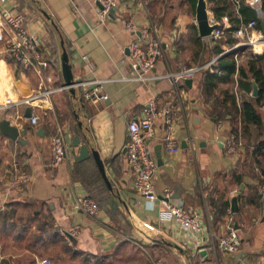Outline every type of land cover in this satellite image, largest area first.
<instances>
[{"label": "crops", "instance_id": "obj_1", "mask_svg": "<svg viewBox=\"0 0 264 264\" xmlns=\"http://www.w3.org/2000/svg\"><path fill=\"white\" fill-rule=\"evenodd\" d=\"M71 1H0V14L5 7L25 12L24 25L40 38L41 59L46 61L26 68L12 60L0 40V120L11 119L22 140L0 132V235L6 236L0 243V260L40 264L46 256L54 264H264V195L260 193L264 180L253 156V144L264 138V104L259 107L263 125H251L244 135L233 129L240 123L234 121L236 110L228 98L234 94L241 108L244 99L254 97L255 78L239 74V67L248 71V61L264 52V43L242 44L245 40L229 35L231 20L227 15L221 17L223 23L218 20L210 2L209 15L225 26L220 54L218 40L199 35L197 4L189 0H119L114 16L103 22L98 21L95 0H73L78 8ZM233 11L238 12L235 2ZM130 15L142 24L151 21L157 26L164 50L150 71L155 77L112 81L121 74L133 75L128 46L135 34L127 31L124 22ZM231 38L233 44L228 42ZM62 40L75 81L97 80L94 85L76 86L75 94L59 87L65 85ZM235 45L236 51L223 54ZM227 55L236 61L232 73L218 64ZM207 62L210 65L191 83L174 84L167 75L183 65ZM95 85L108 99L82 96ZM48 87L57 89L47 105L31 107L40 116L33 124L31 116L24 115L28 104L19 101ZM150 101L157 108L172 104L177 112L173 136L178 150L174 152L167 149L162 115L154 119L157 134L151 144L156 156L161 151L162 157L154 185L159 197L171 188L173 198L202 213L205 232L196 239L160 219L159 198L154 205L147 201L135 185V170L128 165V122L144 116ZM78 118L88 126L86 133L101 153L113 189L92 155L78 159L79 145L74 144ZM59 126L67 130L69 155L55 166L50 140ZM232 132L242 139L236 154L223 147ZM81 138L85 141L83 131ZM16 167L31 174L23 189L10 184ZM85 192L101 207L96 217L72 206L76 194ZM231 221L242 241L236 253L223 251L218 243Z\"/></svg>", "mask_w": 264, "mask_h": 264}, {"label": "built area", "instance_id": "obj_2", "mask_svg": "<svg viewBox=\"0 0 264 264\" xmlns=\"http://www.w3.org/2000/svg\"><path fill=\"white\" fill-rule=\"evenodd\" d=\"M5 1V0H0ZM237 6V10L241 0H233ZM250 5L261 7L263 0H244ZM99 3L98 21H106L110 16L111 9L118 7L119 0H95ZM72 6L77 5L73 0ZM26 14L23 11L14 12L11 8L5 7L0 14V40H3L7 51L12 60L26 68L46 64V61L41 59V43L40 38L33 32H30L24 25ZM208 20L211 24L219 22L213 15H209ZM127 31L135 34V37L128 46L129 63L133 70L131 77L121 74L119 77H114L113 80H131L136 79L146 81L149 78L155 77L150 74V71L155 66L158 57L163 53L164 41L161 39L157 26L149 21L147 24L138 22L133 15L124 20ZM93 31L94 26H90ZM225 33V26L216 27L212 34L209 35L214 40H218ZM233 35L241 41L240 43H264V33L262 28L257 27V21L252 19L248 22H241L239 26L232 31ZM256 35V36H255ZM247 39V40H246ZM235 45L230 49L236 47ZM229 50V49H228ZM87 58V55H83ZM211 62L203 64H195L191 66L183 65L177 71H169L167 73L173 80L174 84L184 82L187 78H193L204 67L210 65ZM100 81V80H98ZM97 80H79L75 82V87L78 85H94ZM66 88L67 85L59 86ZM57 88H45L40 92L23 97L19 103H25L32 108L43 107L50 101L49 95ZM82 96L85 99L91 100L95 97L101 101L108 99V94L103 92L99 86L95 85L91 89L83 91ZM145 115L142 117L132 118L128 122L127 130L129 132V140L126 145L128 165L135 170L136 180L135 185L139 192L145 196L149 203L159 198L162 208L159 210V217L162 220L173 222L181 231L186 232L193 239L198 238L205 232V226L201 219L202 213L198 209L188 208L181 200L173 198V190L166 187L159 197L154 185V176L158 171V161L156 151L151 144V140L156 137L157 131L154 127L155 117L162 115L163 127L166 131L165 140L169 151H177L173 136L174 119L177 112L172 104L163 105L157 108L154 101H150L149 105L144 109ZM31 120L33 124H37L40 116L37 113L31 112ZM67 130L63 126H59L50 140V152L52 154V162L55 166H59L69 155ZM242 145L241 137L232 132L229 133L223 142V147L230 154H236ZM10 178V184L17 188L23 189L31 179V174L27 170L20 167L13 169ZM260 193L264 195V183L260 186ZM154 205V204H153ZM72 206L76 210H84L88 215L96 217L101 211L100 205L88 193L76 194ZM229 213L231 212L230 209ZM61 232L65 233L64 230ZM220 248L229 253H236L241 246V238L233 221L229 223L226 230L218 237ZM40 264H54L49 257H43L39 260Z\"/></svg>", "mask_w": 264, "mask_h": 264}, {"label": "trees", "instance_id": "obj_3", "mask_svg": "<svg viewBox=\"0 0 264 264\" xmlns=\"http://www.w3.org/2000/svg\"><path fill=\"white\" fill-rule=\"evenodd\" d=\"M189 1L196 7L197 0ZM208 2L212 4L211 9L218 20H221L223 15H227L229 20H231L230 27L226 29L229 35H231L232 31L236 29L241 22H248L252 19L257 21L258 28H262L261 21L262 18L264 19V15L260 16L257 7L255 8L244 0H241L238 12L236 13L233 11L234 1L232 0H208ZM261 8L264 12V0L262 1ZM220 40L221 39H218L216 44L217 54H220L223 50L219 46ZM228 42L233 44L235 39L231 38ZM218 64L220 68L226 70L227 73H232L236 68V61L231 55L221 56ZM247 64L248 71H246L245 67L241 65L239 67V74L243 76L251 74V77L255 78L259 86V95L250 99H244L241 108L238 107L236 96L234 94H229L228 97L231 107L236 110V112L233 113L234 121L238 119L240 123L239 127L234 125L235 127L233 129L237 132L241 131L244 135L249 132V127L251 125H256L258 128L263 125V113L259 107L264 104V52L258 57L251 58ZM234 123L236 124V122ZM253 146V156L254 159H256V163L261 167L260 174L264 180V138L258 139ZM0 264L6 263L3 260H0Z\"/></svg>", "mask_w": 264, "mask_h": 264}, {"label": "water", "instance_id": "obj_4", "mask_svg": "<svg viewBox=\"0 0 264 264\" xmlns=\"http://www.w3.org/2000/svg\"><path fill=\"white\" fill-rule=\"evenodd\" d=\"M99 4V3H98ZM209 2H207V0H197V7H196V20H197V25H198V31H199V35L201 37L203 36H209L212 34L213 30L220 26L221 22H216L214 24L210 23V20H208L209 17V7H208ZM259 15L263 16L264 12L262 10L261 7H257ZM116 8L111 9L110 12V16H114V12H115ZM44 13L49 17V14L46 10H43ZM261 25H262V32L264 33V19L262 18L261 21ZM63 42V40H62ZM64 44V42H63ZM238 49V47H234L232 49H229L227 51H225L223 54H227L230 52H234ZM61 60H62V64H63V78L65 79V85L68 86L70 92H72L73 94L76 93V87H75V78L73 75V71H72V66L69 60V54L67 51V48L64 44L63 47V52L61 55ZM186 81L188 83H191L192 78H187ZM253 94L254 96H258L259 95V86L258 83L253 80ZM32 112V108L30 105L26 106L24 115L25 116H30ZM78 117V113L76 114ZM86 130H88V126L84 125V122L82 119L78 118L77 120V124L74 127V131L76 133L75 137H74V144L75 146L79 145V155H78V159H85L89 156H93V158L95 159L99 169L101 170L108 186L113 189L111 181L108 177L107 171L105 169V165H104V160L101 156L100 151H98L97 148L93 147L90 143V139L88 137V134L86 133ZM24 131V130H23ZM22 131V133H23ZM84 133V137H85V141H82L81 139V133ZM0 132L2 134H7L10 137H12L13 139H20L19 134H21V130L20 128L11 122V119L4 117V119L0 120ZM22 141V140H21ZM157 156H158V162L161 163L162 161V157H161V151L157 152ZM237 198L233 197L232 198V202H233V209L235 210L237 207ZM204 253V250H200V254Z\"/></svg>", "mask_w": 264, "mask_h": 264}, {"label": "rangeland", "instance_id": "obj_5", "mask_svg": "<svg viewBox=\"0 0 264 264\" xmlns=\"http://www.w3.org/2000/svg\"><path fill=\"white\" fill-rule=\"evenodd\" d=\"M257 45L259 46V43ZM3 241H6V236L4 234H1L0 235V243L3 242ZM1 249H2V247H1Z\"/></svg>", "mask_w": 264, "mask_h": 264}, {"label": "bare ground", "instance_id": "obj_6", "mask_svg": "<svg viewBox=\"0 0 264 264\" xmlns=\"http://www.w3.org/2000/svg\"><path fill=\"white\" fill-rule=\"evenodd\" d=\"M256 36V35H255Z\"/></svg>", "mask_w": 264, "mask_h": 264}]
</instances>
